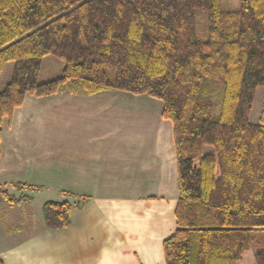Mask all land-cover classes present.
<instances>
[{
	"label": "trees",
	"instance_id": "16d2710c",
	"mask_svg": "<svg viewBox=\"0 0 264 264\" xmlns=\"http://www.w3.org/2000/svg\"><path fill=\"white\" fill-rule=\"evenodd\" d=\"M46 55L64 65L40 81ZM8 61L0 140L26 95L157 98L177 161L176 227L162 242L164 264H235L251 245L264 264V92L258 122L249 121L255 88L264 86V0H239L231 10L220 0H0V73ZM0 193L9 203L29 198ZM76 204L46 200L44 227L68 226Z\"/></svg>",
	"mask_w": 264,
	"mask_h": 264
},
{
	"label": "crops",
	"instance_id": "0c3cea01",
	"mask_svg": "<svg viewBox=\"0 0 264 264\" xmlns=\"http://www.w3.org/2000/svg\"><path fill=\"white\" fill-rule=\"evenodd\" d=\"M161 112V100L122 90L26 95L0 140V190L29 195L0 193L2 264H164L178 189ZM64 199L77 203L69 225L44 227L43 203Z\"/></svg>",
	"mask_w": 264,
	"mask_h": 264
},
{
	"label": "rangeland",
	"instance_id": "374dc122",
	"mask_svg": "<svg viewBox=\"0 0 264 264\" xmlns=\"http://www.w3.org/2000/svg\"><path fill=\"white\" fill-rule=\"evenodd\" d=\"M221 8L224 10L236 9L239 5V0H220ZM55 62V63H54ZM63 61L54 56V55H46L42 58L38 79L40 81H46L48 79L54 78L58 76L63 68ZM13 63L8 61L4 64L2 71L0 73V90L4 87V85L9 81L12 73ZM264 92V86L258 85L255 88L254 98L251 105V111L249 114V121L252 123H256L259 120L261 107H262V96ZM254 247L251 245L244 253L240 260L235 262V264H256L254 259Z\"/></svg>",
	"mask_w": 264,
	"mask_h": 264
}]
</instances>
